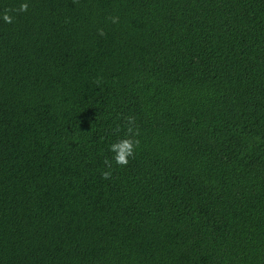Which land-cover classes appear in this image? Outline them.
Returning a JSON list of instances; mask_svg holds the SVG:
<instances>
[{
    "label": "trees",
    "instance_id": "obj_1",
    "mask_svg": "<svg viewBox=\"0 0 264 264\" xmlns=\"http://www.w3.org/2000/svg\"><path fill=\"white\" fill-rule=\"evenodd\" d=\"M0 264H264V0H0Z\"/></svg>",
    "mask_w": 264,
    "mask_h": 264
},
{
    "label": "clouds",
    "instance_id": "obj_2",
    "mask_svg": "<svg viewBox=\"0 0 264 264\" xmlns=\"http://www.w3.org/2000/svg\"><path fill=\"white\" fill-rule=\"evenodd\" d=\"M28 5L27 3H22L18 9V11H27ZM10 10H5L3 15V19L7 23L12 22V17L9 15ZM113 24L119 22L118 16L109 17ZM100 34L103 35V30H100ZM126 123L128 125L127 131L130 134L124 138L118 139L115 142L111 143L109 146V151L112 153V161L115 162L118 166H126L129 163V159L134 157L136 149L139 147L140 141L138 139H134L133 137L139 136V130L134 128L135 118L134 117H126ZM119 127V126H118ZM109 163V167H110ZM112 176V172L110 170H105L101 172V177L105 180L110 179Z\"/></svg>",
    "mask_w": 264,
    "mask_h": 264
}]
</instances>
